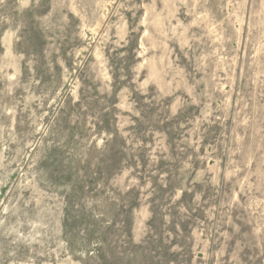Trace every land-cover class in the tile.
<instances>
[{
    "label": "rangeland",
    "instance_id": "1",
    "mask_svg": "<svg viewBox=\"0 0 264 264\" xmlns=\"http://www.w3.org/2000/svg\"><path fill=\"white\" fill-rule=\"evenodd\" d=\"M0 264H264V0H0Z\"/></svg>",
    "mask_w": 264,
    "mask_h": 264
}]
</instances>
